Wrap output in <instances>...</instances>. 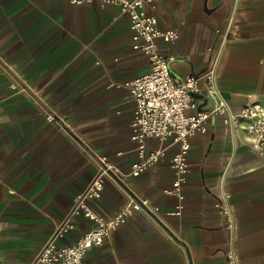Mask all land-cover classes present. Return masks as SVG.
<instances>
[{
    "label": "crops",
    "instance_id": "0c3cea01",
    "mask_svg": "<svg viewBox=\"0 0 264 264\" xmlns=\"http://www.w3.org/2000/svg\"><path fill=\"white\" fill-rule=\"evenodd\" d=\"M151 1L158 26L178 31L172 41L157 39L175 77L213 66L232 111L246 101L264 105V0ZM131 34L116 4L0 0V264L34 259L101 156L109 166L96 209L109 216L131 195L148 204L90 247L82 264H229L228 251L237 264H264V154L252 149L246 120L231 129L209 115L206 131L189 138L179 196L163 192L179 150L171 138L146 137L142 153L164 155L130 174L139 156L123 82L149 67ZM199 93V108H211L203 81ZM223 192L230 229L214 205ZM87 224L76 216L58 243L74 242Z\"/></svg>",
    "mask_w": 264,
    "mask_h": 264
},
{
    "label": "built area",
    "instance_id": "2783aa9c",
    "mask_svg": "<svg viewBox=\"0 0 264 264\" xmlns=\"http://www.w3.org/2000/svg\"><path fill=\"white\" fill-rule=\"evenodd\" d=\"M80 4L92 0H68ZM102 4H116L129 20L131 47L145 56L149 64L144 73L123 82L134 101L130 139L135 143L139 158L132 163L130 174L135 176L143 171L147 164L156 163L163 155V148L153 149L143 154L146 137L159 141L171 138L179 144V150L169 159L173 171L171 186L163 190L164 194L179 196L181 184L187 171L186 153L189 138L202 134L207 129V119L214 114L231 129H235L239 120H246L244 126L250 136L252 149L264 154V105L246 101L237 111H232L214 85V67L210 66L201 74L188 73L175 77L169 67L168 58L161 52L157 39L169 42L178 37L173 28L158 26L157 17L146 9L151 0H97ZM223 37L226 30L217 29ZM205 83V92L214 98L213 106L198 108V102L192 95L200 91V82ZM47 120L54 119L50 113ZM144 155V156H143ZM109 166L106 156L99 157L97 173L87 185L72 199L67 211L55 225L34 259L28 264H82L86 251L93 245L101 244L112 230L124 223L134 212L144 210L147 199H136L132 195L115 213L106 216L98 211L95 202L104 191L103 174ZM227 228L234 225L233 211L229 202V193L223 192L216 202ZM76 216L84 217L88 224L74 242L59 244L58 240L73 228ZM229 264H237L235 254L226 253Z\"/></svg>",
    "mask_w": 264,
    "mask_h": 264
},
{
    "label": "water",
    "instance_id": "95a60500",
    "mask_svg": "<svg viewBox=\"0 0 264 264\" xmlns=\"http://www.w3.org/2000/svg\"><path fill=\"white\" fill-rule=\"evenodd\" d=\"M192 95L194 96V97H196V98H200L201 97V95H200V93L199 92H194V93H192ZM204 102H206V98H204V100H203V103ZM200 107V106H199ZM198 107V108H199Z\"/></svg>",
    "mask_w": 264,
    "mask_h": 264
}]
</instances>
